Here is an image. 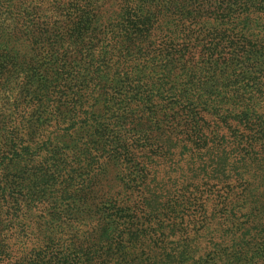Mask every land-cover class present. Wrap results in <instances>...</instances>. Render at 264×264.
<instances>
[{
  "label": "trees",
  "instance_id": "trees-1",
  "mask_svg": "<svg viewBox=\"0 0 264 264\" xmlns=\"http://www.w3.org/2000/svg\"><path fill=\"white\" fill-rule=\"evenodd\" d=\"M256 214L264 0H0V264H264Z\"/></svg>",
  "mask_w": 264,
  "mask_h": 264
},
{
  "label": "rangeland",
  "instance_id": "rangeland-1",
  "mask_svg": "<svg viewBox=\"0 0 264 264\" xmlns=\"http://www.w3.org/2000/svg\"><path fill=\"white\" fill-rule=\"evenodd\" d=\"M187 194V192H185ZM184 194V195H181V198L178 200L179 202H174V209L172 207V210H170L169 208H167V210H163V216L161 217L162 220H165L164 222H168V223H165V224H168V227L167 229L163 230V231H166V232H170L171 230H176L177 229H180L182 228V232L186 235V237L188 238L189 234H190V228L186 226V216H183L181 213L182 210L181 208H183V204H186L187 206H189V204L191 202H194L193 200V197H197V196H191L189 194ZM198 202H199V207L201 204H204L201 208H206L208 207V202L205 201L204 199V195L203 194H198ZM195 211H196V206H193L192 207ZM200 212V211H199ZM252 218H254V220H257V219H261V218H264V216L262 215H258L256 214L255 216H252ZM194 219V218H193ZM187 220H188V217H187ZM197 222H199V224H202L204 223L203 220L199 217L198 219H195ZM205 221V220H204ZM258 221V220H257ZM206 230L205 228L203 229V231H207L208 232V235H206V237L210 236L209 234L213 231H217V232H221L223 230V228L221 227V224L218 225V222L217 220H212L210 221L208 218L206 220ZM193 225V224H192ZM247 226V224H246ZM252 225L250 224L249 226H247L248 228H250ZM235 229L233 231V234L237 237L234 239V242H240L241 240L238 239L239 237H242V232L244 231L243 228H238V225H234ZM195 231V230H194ZM149 232V230L146 231V233ZM153 232H155L153 230ZM158 235V234H157ZM221 235H219V240L223 239L224 241V245H226V249L228 248V250H232L233 249V237L232 236H226L224 235L223 237L220 238ZM166 237V235H165ZM165 237H163L162 239H160L161 241L158 243V244H154L155 246L151 247V248H160L161 246H163L165 244ZM154 238V237H153ZM169 241V239H168ZM149 242V241H148ZM146 248V247H145ZM147 251V255L148 257H144V262H141V264H151L152 261H155V260H159V263L158 264H166V262L164 261L165 260V257L154 251H150L148 248L146 249ZM229 253V252H228ZM215 254L219 255L218 252H215ZM196 264H202V263H196Z\"/></svg>",
  "mask_w": 264,
  "mask_h": 264
}]
</instances>
